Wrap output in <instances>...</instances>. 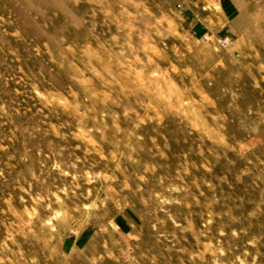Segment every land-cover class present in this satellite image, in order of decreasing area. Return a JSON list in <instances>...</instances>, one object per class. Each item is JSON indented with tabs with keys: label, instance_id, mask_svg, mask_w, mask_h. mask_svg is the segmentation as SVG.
I'll use <instances>...</instances> for the list:
<instances>
[{
	"label": "rangeland",
	"instance_id": "374dc122",
	"mask_svg": "<svg viewBox=\"0 0 264 264\" xmlns=\"http://www.w3.org/2000/svg\"><path fill=\"white\" fill-rule=\"evenodd\" d=\"M0 264H264V0H0Z\"/></svg>",
	"mask_w": 264,
	"mask_h": 264
},
{
	"label": "built area",
	"instance_id": "2783aa9c",
	"mask_svg": "<svg viewBox=\"0 0 264 264\" xmlns=\"http://www.w3.org/2000/svg\"><path fill=\"white\" fill-rule=\"evenodd\" d=\"M224 43H227L228 42V40H226V41H223Z\"/></svg>",
	"mask_w": 264,
	"mask_h": 264
}]
</instances>
